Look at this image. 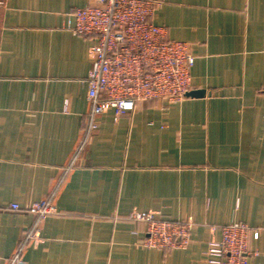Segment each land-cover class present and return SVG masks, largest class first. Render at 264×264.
I'll use <instances>...</instances> for the list:
<instances>
[{
	"label": "crops",
	"instance_id": "1",
	"mask_svg": "<svg viewBox=\"0 0 264 264\" xmlns=\"http://www.w3.org/2000/svg\"><path fill=\"white\" fill-rule=\"evenodd\" d=\"M92 1L0 0V264L44 199L55 213L26 264H210L208 241L234 222L259 230L247 264H264V0H154L150 21L188 44L189 91L205 95L108 110L72 161L94 41L71 14ZM132 213L191 221L187 247H142Z\"/></svg>",
	"mask_w": 264,
	"mask_h": 264
},
{
	"label": "built area",
	"instance_id": "2",
	"mask_svg": "<svg viewBox=\"0 0 264 264\" xmlns=\"http://www.w3.org/2000/svg\"><path fill=\"white\" fill-rule=\"evenodd\" d=\"M157 5L154 0H93L72 12V33L94 41L89 47L91 65L85 79L90 110L72 161L97 130L98 117L106 111L112 110L118 116L152 100L169 108L189 91L194 56L187 43L169 40L163 27L152 24L150 17ZM9 209L19 207L12 204ZM26 210L36 220L8 264H26L21 257L23 247L38 239L40 221L55 213L50 199L33 203ZM130 217L146 223L142 247L167 251L186 248L189 243L193 227L189 220L161 221L151 213H132ZM220 233L218 240L207 243V262L247 264L248 242L257 239L259 232L234 222L223 226Z\"/></svg>",
	"mask_w": 264,
	"mask_h": 264
},
{
	"label": "water",
	"instance_id": "3",
	"mask_svg": "<svg viewBox=\"0 0 264 264\" xmlns=\"http://www.w3.org/2000/svg\"><path fill=\"white\" fill-rule=\"evenodd\" d=\"M205 95V91L203 90H192V91H187L185 94V97H193V98H200Z\"/></svg>",
	"mask_w": 264,
	"mask_h": 264
},
{
	"label": "rangeland",
	"instance_id": "4",
	"mask_svg": "<svg viewBox=\"0 0 264 264\" xmlns=\"http://www.w3.org/2000/svg\"><path fill=\"white\" fill-rule=\"evenodd\" d=\"M255 230H257V229H255ZM258 232H259V230H257ZM250 241V240H249ZM248 244H249V242H248ZM249 253H250V250H249Z\"/></svg>",
	"mask_w": 264,
	"mask_h": 264
}]
</instances>
